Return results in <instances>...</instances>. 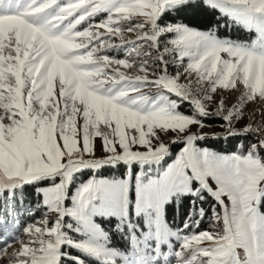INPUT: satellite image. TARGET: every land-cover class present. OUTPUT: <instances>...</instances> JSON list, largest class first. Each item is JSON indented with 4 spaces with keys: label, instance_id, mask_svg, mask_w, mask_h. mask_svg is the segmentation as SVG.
Here are the masks:
<instances>
[{
    "label": "snow or ice",
    "instance_id": "1",
    "mask_svg": "<svg viewBox=\"0 0 264 264\" xmlns=\"http://www.w3.org/2000/svg\"><path fill=\"white\" fill-rule=\"evenodd\" d=\"M0 264H264V0H0Z\"/></svg>",
    "mask_w": 264,
    "mask_h": 264
},
{
    "label": "rangeland",
    "instance_id": "2",
    "mask_svg": "<svg viewBox=\"0 0 264 264\" xmlns=\"http://www.w3.org/2000/svg\"><path fill=\"white\" fill-rule=\"evenodd\" d=\"M125 36L128 37L129 39H134V36L130 33H125ZM109 55H116L118 58H124L125 53H124V50L121 49V50H118L117 52H110ZM122 70H124V69H122ZM169 70L172 71L173 69L170 68ZM127 71L134 74L137 72V68L133 67L132 69L127 70ZM224 95H225V98L228 100L229 104L234 102L235 96H236L235 93L226 92V93H224ZM184 106H185L184 108L187 109V105H184ZM259 107L260 106L258 104H249L247 111L250 114L252 111L258 110ZM257 119H259V116H257ZM204 123H205L204 131L209 133V135H211L213 133H217V134L222 133V129L220 127L221 121L218 118L209 117V118L205 119ZM223 145L225 146L226 142H224ZM178 148H179V146L175 145V148L173 151L174 152L177 151ZM105 174L106 175H119L120 173H119V171L112 170V171L106 172ZM86 175H87V173L85 174V176ZM42 212H43L42 209L40 211H36V209L33 208L34 215H32V216L25 215V216L21 217V226L25 225L30 220L39 219V217L42 215ZM213 227H216V225L214 224V222L212 221V219L210 217L205 218L200 224L201 230L213 228ZM19 246H20L19 243L12 245L13 248H18Z\"/></svg>",
    "mask_w": 264,
    "mask_h": 264
},
{
    "label": "trees",
    "instance_id": "3",
    "mask_svg": "<svg viewBox=\"0 0 264 264\" xmlns=\"http://www.w3.org/2000/svg\"><path fill=\"white\" fill-rule=\"evenodd\" d=\"M228 34L230 36H232L233 38H247L249 36L248 33L244 32L243 30L241 29H238L236 27H230L228 30H227ZM185 106L183 105L180 110L181 111H187V109L184 108ZM213 122V121H212ZM226 142V145L224 146L223 143ZM206 144H209V145H212L218 149H224V148H228L230 145L227 141H224V140H208L206 142H204ZM175 148V145L173 146V150ZM31 197H27L26 200H25V206H28L31 202ZM207 218V217H206Z\"/></svg>",
    "mask_w": 264,
    "mask_h": 264
}]
</instances>
